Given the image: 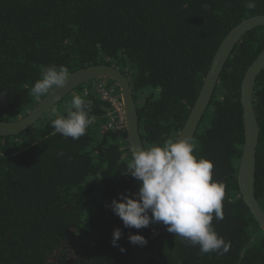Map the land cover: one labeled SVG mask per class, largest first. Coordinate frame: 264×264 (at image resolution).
Here are the masks:
<instances>
[{"label":"trees","instance_id":"1","mask_svg":"<svg viewBox=\"0 0 264 264\" xmlns=\"http://www.w3.org/2000/svg\"><path fill=\"white\" fill-rule=\"evenodd\" d=\"M0 0V120L27 115L46 95H30L42 67L69 73L90 65L118 68L130 80L148 148L176 140L228 33L264 14V0ZM211 6L206 9L205 6ZM264 49V26L248 32L225 66L214 99L193 138L194 155L211 161L223 182L222 220L212 226L229 245L220 255L167 231L163 223L125 227L109 205L138 192L122 174L131 162L127 131L109 129L108 104L84 84L32 129L0 137V264H264V229L252 217L237 182L244 146L242 83ZM107 87L120 88L112 81ZM51 90V89H50ZM75 95L91 101L93 123L79 139L55 133L51 121L66 115ZM261 130L256 190L264 207V71L255 91ZM63 152V156L58 153ZM122 230L113 246V232ZM132 234L147 244L130 243ZM121 249H125L122 251ZM138 259V261H136Z\"/></svg>","mask_w":264,"mask_h":264},{"label":"clouds","instance_id":"2","mask_svg":"<svg viewBox=\"0 0 264 264\" xmlns=\"http://www.w3.org/2000/svg\"><path fill=\"white\" fill-rule=\"evenodd\" d=\"M245 6L254 9L255 0H247ZM69 77L65 65L44 66L30 95L37 98L47 95L50 89L65 86ZM91 110L90 100L75 95L67 114L53 119L51 127L65 138L79 139L93 123ZM195 148L194 141L183 138L133 151L131 162L122 174L139 181V190L134 196L121 194L109 207L125 227L142 229L152 223H163L175 237L198 245L200 254L223 255L229 245L215 231L212 221L213 214L216 220L224 218L225 186L213 180V163L194 155ZM122 234L121 229L114 230L113 246H119ZM129 241L134 245L147 244V239L140 234L130 235Z\"/></svg>","mask_w":264,"mask_h":264},{"label":"water","instance_id":"3","mask_svg":"<svg viewBox=\"0 0 264 264\" xmlns=\"http://www.w3.org/2000/svg\"><path fill=\"white\" fill-rule=\"evenodd\" d=\"M205 8L211 9V6L206 5ZM263 26L264 14L251 16L235 25L226 35L212 60L206 74V80L188 120L176 140L189 138L193 141L206 112L212 104L221 80V74L236 46L248 32ZM263 71L264 49L248 67L242 83L241 102L243 105L244 146L238 166L237 182L239 183L243 200L249 208L252 217L264 229V207L257 196L256 190L257 152L261 130L254 106L256 83ZM69 75L70 77L65 86L49 90V93L27 115L15 121L0 120V137H13L24 134L78 87L95 80H107L114 82L121 90L131 155L133 151L146 149L141 134L139 108L134 95L133 85H131L130 80L122 71L111 65L97 64L77 69L69 73ZM0 101L4 104L7 103L4 95L0 97Z\"/></svg>","mask_w":264,"mask_h":264},{"label":"built area","instance_id":"4","mask_svg":"<svg viewBox=\"0 0 264 264\" xmlns=\"http://www.w3.org/2000/svg\"><path fill=\"white\" fill-rule=\"evenodd\" d=\"M95 91L108 104V114L111 117L109 129L119 133L126 130L125 106L121 92L115 88L107 87L103 80H97Z\"/></svg>","mask_w":264,"mask_h":264},{"label":"rangeland","instance_id":"5","mask_svg":"<svg viewBox=\"0 0 264 264\" xmlns=\"http://www.w3.org/2000/svg\"><path fill=\"white\" fill-rule=\"evenodd\" d=\"M103 81H105V80H103ZM133 255H135L137 258H139L140 264H145V257H146V253L145 252H143L142 250H136L133 253ZM136 261H138V259Z\"/></svg>","mask_w":264,"mask_h":264},{"label":"flooded vegetation","instance_id":"6","mask_svg":"<svg viewBox=\"0 0 264 264\" xmlns=\"http://www.w3.org/2000/svg\"><path fill=\"white\" fill-rule=\"evenodd\" d=\"M257 57H258V55L255 57V59H256ZM255 59H253V61H254ZM253 61L251 62V64L253 63ZM246 71H247V70H246ZM246 73H247V72H246ZM246 73H245V75H246ZM245 75H244V77H245ZM2 95H4V96H5V99H7L5 94H2ZM2 95H0V97H1ZM0 103L3 104V105H5V106H7V105H8V99H7V103L4 104V103H2L1 101H0Z\"/></svg>","mask_w":264,"mask_h":264}]
</instances>
